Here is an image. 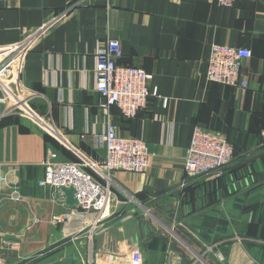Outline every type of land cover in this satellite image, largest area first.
<instances>
[{
  "label": "crops",
  "instance_id": "1",
  "mask_svg": "<svg viewBox=\"0 0 264 264\" xmlns=\"http://www.w3.org/2000/svg\"><path fill=\"white\" fill-rule=\"evenodd\" d=\"M47 24L25 52L21 83L59 135L19 114L0 117V264L85 254L86 238L72 240L78 221H53L70 208L57 189L39 182L48 159L103 164L108 123L122 136L145 140L151 158L143 172L112 173L114 214L95 236L105 260L138 245L146 264H166L172 241L202 254L196 264H264V2L0 0L1 47L21 44ZM109 38L121 40L119 63L153 75L167 106L153 97L131 119L116 106L101 107L97 52ZM213 43L252 50L242 69L247 88L206 79ZM196 125L222 130L233 143L223 177L186 174ZM203 242L217 244L224 261L203 252Z\"/></svg>",
  "mask_w": 264,
  "mask_h": 264
},
{
  "label": "built area",
  "instance_id": "2",
  "mask_svg": "<svg viewBox=\"0 0 264 264\" xmlns=\"http://www.w3.org/2000/svg\"><path fill=\"white\" fill-rule=\"evenodd\" d=\"M5 1L11 3L17 0ZM215 1L223 7H231L236 2V0ZM259 1L264 2V0ZM64 15L65 13L59 18ZM48 26L49 24L26 36L21 44L0 46V117L19 114L41 123L47 131L58 136L59 130L51 126L46 117L31 105L32 96H26L23 93L21 83L25 52L36 43ZM122 55L121 40L118 38H109L98 49L95 88L104 99L101 107L109 110L111 106H116L124 118L131 119L136 117L140 110L148 108L153 97L161 99L163 106H167L168 98L161 96L158 88L152 84L153 75L142 67L119 63ZM252 56L253 52L249 48L213 43L210 47L205 77L210 82L247 88L248 80L242 69L244 62ZM103 141L106 149L103 164L48 159L43 163L45 174L39 184L54 189L61 186L76 189L75 197L84 211L70 208V213L61 217L56 216L53 221L65 222L71 218L78 221L72 240L76 241L80 237L87 240V250L85 254L79 256L82 264H146L143 252L138 245H134L123 256L105 260L103 249L95 244V236L106 220L114 214L112 203L116 195L112 173L117 170L143 172L149 167L151 158L145 140L122 136L116 124H107ZM233 159L234 145L226 132L200 125L194 126L184 159L187 175L222 177L224 168ZM86 167L92 168L99 177L87 171ZM118 228L120 231L123 230L122 227ZM173 236L176 235L173 234ZM237 239L241 238L237 237ZM180 244L182 249L191 254L190 258L194 261L192 264L204 260L202 254L188 249L183 242ZM173 245L170 241L166 253V264H186L185 252ZM203 246V252L214 254L218 261H224L222 252L216 249L217 244L203 242Z\"/></svg>",
  "mask_w": 264,
  "mask_h": 264
},
{
  "label": "water",
  "instance_id": "3",
  "mask_svg": "<svg viewBox=\"0 0 264 264\" xmlns=\"http://www.w3.org/2000/svg\"><path fill=\"white\" fill-rule=\"evenodd\" d=\"M76 195V189L74 187H66L61 186L57 188V194L56 198L60 199L61 202L68 208H76L78 211L82 212L84 211L83 207H81L78 203V200L75 197ZM150 226H151V220H150ZM142 229V227H141ZM79 259V257L75 253H69L66 258L59 259L50 262L49 264H76V261Z\"/></svg>",
  "mask_w": 264,
  "mask_h": 264
},
{
  "label": "trees",
  "instance_id": "4",
  "mask_svg": "<svg viewBox=\"0 0 264 264\" xmlns=\"http://www.w3.org/2000/svg\"><path fill=\"white\" fill-rule=\"evenodd\" d=\"M230 139V138H229ZM235 147H234V156H235ZM224 176V175H223ZM222 176V177H223ZM167 242V241H166ZM210 244H214V243H210ZM174 247H176V248H178V249H180V247L175 243L174 245H173ZM187 256V255H186ZM186 259H188L187 257H186ZM186 264H189L188 262H186Z\"/></svg>",
  "mask_w": 264,
  "mask_h": 264
}]
</instances>
